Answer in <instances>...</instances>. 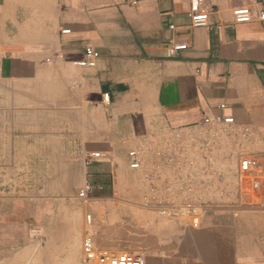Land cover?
<instances>
[{
    "label": "crops",
    "instance_id": "0c3cea01",
    "mask_svg": "<svg viewBox=\"0 0 264 264\" xmlns=\"http://www.w3.org/2000/svg\"><path fill=\"white\" fill-rule=\"evenodd\" d=\"M206 6V25L194 26L188 0H0V264H14L51 203L110 199L130 186L120 180L129 150L204 118L231 117L264 160V0ZM239 7L249 22L234 21ZM86 47L94 67L75 64ZM251 229L224 264H264V227ZM211 256L203 247L192 264Z\"/></svg>",
    "mask_w": 264,
    "mask_h": 264
},
{
    "label": "rangeland",
    "instance_id": "374dc122",
    "mask_svg": "<svg viewBox=\"0 0 264 264\" xmlns=\"http://www.w3.org/2000/svg\"><path fill=\"white\" fill-rule=\"evenodd\" d=\"M154 142L142 145L141 170L127 167L125 175L120 174V180L130 186H120L110 199H86L83 175L84 197L67 194L51 203L50 216L32 223L25 247L14 251V264H81V240L87 231L99 249L132 252L141 255L145 264H192L202 257L203 247L211 252V264H224L237 233L264 227L263 193L241 194L236 189L238 159L254 156L246 145L248 138L239 131L219 125L203 136L188 135L180 142L170 136L158 145ZM190 160L207 162L216 175L186 192L183 187L190 180L181 169ZM145 174L154 175L158 182L152 194L146 190ZM199 197L204 200L197 228L188 219L159 217L153 208L156 198L183 203ZM87 214L92 215L90 226L85 223ZM34 227L41 232L38 238L29 235Z\"/></svg>",
    "mask_w": 264,
    "mask_h": 264
},
{
    "label": "built area",
    "instance_id": "2783aa9c",
    "mask_svg": "<svg viewBox=\"0 0 264 264\" xmlns=\"http://www.w3.org/2000/svg\"><path fill=\"white\" fill-rule=\"evenodd\" d=\"M208 0H188L189 2V12L188 16L192 25L194 26H204L209 19V8L206 6ZM234 21L236 23H247L251 20V12L248 8L239 7L232 11ZM260 19L264 20V13L260 15ZM70 31L64 29L61 34H69ZM186 45H176L173 46V50L185 49ZM56 58H62L61 55H56ZM98 52L94 51L91 47L85 48V59L75 63L80 67H94L96 60L98 59ZM48 62L50 60H47ZM103 101L109 102V94H103ZM223 108V106H221ZM233 124V119L231 117L222 118L220 116H215L211 118H204L200 125L195 130H177L172 133V137L176 142H180L183 138L188 135L203 136L207 132L214 129V126L224 125L225 127H230ZM241 137L247 138V132H241ZM128 167L131 170L139 171L142 169L144 162L143 147L135 146L128 151ZM92 158L100 157L98 152L91 154ZM184 168L187 171L185 174L189 177L187 185H184L183 190L186 192H192L194 186L202 184V178L197 176V173L208 174L209 176H215L216 173L211 169L210 164L196 163L193 160L187 161ZM236 179V189L239 193L251 192L259 193L264 188V160H261L255 156H241L238 159L236 170L234 173ZM184 178V177H181ZM180 178V179H181ZM145 187L147 192L152 194L155 190V185L158 183L154 175L145 174ZM87 199V197H85ZM204 200L199 197L197 200H188L183 203H171L164 199H154L153 208L155 213L162 218L178 217L179 219H188L194 228H197L200 223V218L202 215L203 207L200 201ZM85 223L90 226L92 224V215L87 214L85 216ZM41 232L37 227L30 230L29 235L34 238H38ZM81 254L82 262L81 264H145V261L141 255L128 252L120 251L118 253L112 254L110 252L101 250L95 247L94 239L91 232L87 231L81 240Z\"/></svg>",
    "mask_w": 264,
    "mask_h": 264
},
{
    "label": "bare ground",
    "instance_id": "6f19581e",
    "mask_svg": "<svg viewBox=\"0 0 264 264\" xmlns=\"http://www.w3.org/2000/svg\"><path fill=\"white\" fill-rule=\"evenodd\" d=\"M95 247L98 248L96 245H95ZM80 252H81V247H80ZM81 256H82V254H81Z\"/></svg>",
    "mask_w": 264,
    "mask_h": 264
}]
</instances>
